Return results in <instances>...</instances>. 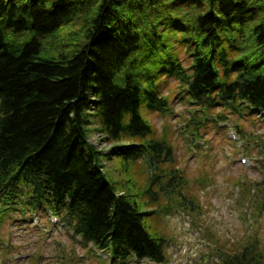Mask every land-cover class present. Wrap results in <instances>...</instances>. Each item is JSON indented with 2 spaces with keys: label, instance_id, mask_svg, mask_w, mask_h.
<instances>
[{
  "label": "trees",
  "instance_id": "trees-1",
  "mask_svg": "<svg viewBox=\"0 0 264 264\" xmlns=\"http://www.w3.org/2000/svg\"><path fill=\"white\" fill-rule=\"evenodd\" d=\"M174 99L195 129L219 109L264 116V0H0V220L50 212L113 263H163L149 219L182 181L154 172L175 157L146 117ZM143 161L142 185L131 170ZM226 264L264 255L253 240Z\"/></svg>",
  "mask_w": 264,
  "mask_h": 264
},
{
  "label": "rangeland",
  "instance_id": "rangeland-1",
  "mask_svg": "<svg viewBox=\"0 0 264 264\" xmlns=\"http://www.w3.org/2000/svg\"><path fill=\"white\" fill-rule=\"evenodd\" d=\"M185 101L172 100L168 115L150 112L146 117L152 134L170 144L175 157L174 162L156 164L155 173L161 176L170 166L179 171L182 181L175 194L160 195L155 215L149 219L150 226L166 239L163 264H225L230 254L253 240L264 255L263 121L258 114H229L219 109L195 129L193 121L188 122L192 106ZM220 113L225 120H216ZM89 142L101 151L109 146L99 135L91 136ZM241 158H245L244 164ZM105 165L110 178L122 180L117 164L115 172L111 163ZM142 165L145 173L141 163L131 171L143 185L152 167L144 161ZM180 189L192 199L194 211L190 206L181 207ZM15 213L0 221V264L109 261L107 253L83 243L70 230L52 222L50 215L38 216L35 222V214ZM126 264L152 263L131 258Z\"/></svg>",
  "mask_w": 264,
  "mask_h": 264
}]
</instances>
